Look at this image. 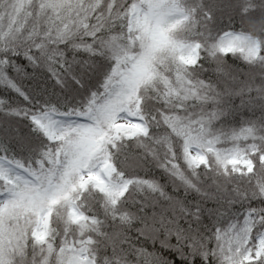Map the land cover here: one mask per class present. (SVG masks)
Returning <instances> with one entry per match:
<instances>
[{"label":"snow or ice","instance_id":"6c2138e0","mask_svg":"<svg viewBox=\"0 0 264 264\" xmlns=\"http://www.w3.org/2000/svg\"><path fill=\"white\" fill-rule=\"evenodd\" d=\"M0 264H264V0H0Z\"/></svg>","mask_w":264,"mask_h":264},{"label":"trees","instance_id":"16d2710c","mask_svg":"<svg viewBox=\"0 0 264 264\" xmlns=\"http://www.w3.org/2000/svg\"><path fill=\"white\" fill-rule=\"evenodd\" d=\"M229 62L238 65L237 70L240 72V74L243 76L246 73V66L244 65L243 61L236 60L234 57H229ZM188 199L192 200L196 198L195 193H189L187 196Z\"/></svg>","mask_w":264,"mask_h":264}]
</instances>
